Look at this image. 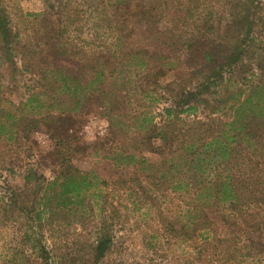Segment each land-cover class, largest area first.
Segmentation results:
<instances>
[{
  "label": "rangeland",
  "instance_id": "1",
  "mask_svg": "<svg viewBox=\"0 0 264 264\" xmlns=\"http://www.w3.org/2000/svg\"><path fill=\"white\" fill-rule=\"evenodd\" d=\"M260 1L244 56L231 67L223 56L238 34L225 23L241 9L213 0L214 13L223 17V26L209 36L217 39L216 62L206 65L189 59L184 46L171 47L167 55L176 58L175 67L137 73L132 67L125 77H106L104 86L85 91L75 86L88 85L96 71L103 77V0H0V123L9 129L0 135V264H264V204L232 211L216 200L212 206L199 202L197 230L187 240L186 202L152 180V165L165 168L152 149L164 145L161 130L169 131L166 108L198 91L220 110L211 113L200 105L175 116L229 123L235 106L264 83ZM140 7L137 2L118 8L113 37H124L129 51L148 55L156 65L162 53L143 38ZM186 21V35L201 37L199 22ZM207 77L223 80L201 93ZM115 82L122 86L110 91ZM145 118L153 123L143 128ZM126 151L138 162L114 171L110 162ZM68 167L72 174H87L93 185L65 205L51 183L59 184ZM106 233L113 246L96 263L94 247ZM37 242L49 253L48 262Z\"/></svg>",
  "mask_w": 264,
  "mask_h": 264
},
{
  "label": "trees",
  "instance_id": "2",
  "mask_svg": "<svg viewBox=\"0 0 264 264\" xmlns=\"http://www.w3.org/2000/svg\"><path fill=\"white\" fill-rule=\"evenodd\" d=\"M183 1L187 2L184 7L186 10L181 9ZM212 1L103 0V50L105 51L103 77L101 71H96L88 85L85 87L77 85L75 89L86 91L97 85L103 84L104 86L103 82L106 77H125L124 73L132 67L136 69V73L142 71L141 69L152 67L162 70L175 67L176 58L167 55L171 47L177 51L184 46L189 59L195 58L206 65L213 64L217 56L221 55L215 51L217 39L209 36L215 35L223 26V17L214 13L210 5ZM137 2L141 6L139 15L144 19L143 38L148 46L153 47L154 53H162L156 59L158 61L156 65L150 61L148 55L129 51L124 37H113L115 35L113 23L120 16L118 8L133 6ZM226 2L231 4L232 8L241 9L237 14L230 15L225 23L227 29L234 28L238 34L232 39L233 46L230 47V51L223 56L224 64L231 67L244 56L245 48L250 42V34L256 24L261 1L226 0ZM186 20L191 23L199 22L201 27L199 29L203 32L201 37L186 35L184 30ZM196 26L198 27V24ZM222 42L227 41L223 39ZM110 68L108 72L107 69ZM217 73L215 71V74ZM66 79L64 86L66 90H69L70 87L66 83L70 79ZM60 80L62 81L63 78L61 77ZM113 80L115 81L114 78ZM222 80L223 78L219 80L216 77H207L201 84L199 92L208 94L209 90ZM120 86L122 85L118 87ZM118 87L115 82V87H111L110 91L118 90ZM115 95L116 93H113L111 97L117 101ZM82 100L80 98V101ZM112 103L113 98L109 99L107 110L110 109ZM77 104L80 105V102ZM200 105H203L205 109H210L211 113L220 110L219 106L210 107L209 102L201 97L198 91L186 92L175 106L166 108L164 112L166 127H169V131L161 130L160 135L164 145L152 149L164 159L165 167L164 170H160L157 163L152 165L156 172L152 178L157 184L155 187L161 189L162 186H166V190L186 202L187 207L184 212H186L187 222L183 228L186 229L187 240H191L193 236L191 237L190 233L197 230L199 202L203 201L208 206H212L213 201L216 200L220 205L228 206L232 211L255 203L264 204V83L254 87L251 93L235 106L233 120L229 123L215 120L205 123L197 119L183 122L180 117H177L187 112H196ZM176 114L178 115L175 116ZM178 120L182 127L176 129L175 124H178ZM152 123V119L145 118L142 120L141 127L145 128L146 125H152ZM156 131L158 128L153 127L152 132ZM7 133H9L8 127L0 123V135L4 136ZM158 135L159 133L155 134L156 137ZM125 153L127 156L117 154L110 162L114 171H119L124 162L128 165L138 162L136 154L129 151ZM251 155L260 157L263 161H253ZM202 177H205L206 181H201ZM61 179L59 184L54 181L51 185L58 186L56 196L61 198V202L65 205L72 203L73 198L80 197L85 189L93 185L87 174H72L70 167ZM103 184H106V181L103 180ZM57 208L59 206L54 207L52 212H57ZM36 218L41 222L40 214ZM36 244L42 259L48 262L49 253L41 243ZM112 246L113 239L106 233L94 247L95 262L101 261Z\"/></svg>",
  "mask_w": 264,
  "mask_h": 264
}]
</instances>
